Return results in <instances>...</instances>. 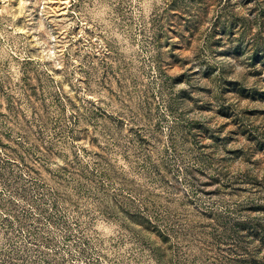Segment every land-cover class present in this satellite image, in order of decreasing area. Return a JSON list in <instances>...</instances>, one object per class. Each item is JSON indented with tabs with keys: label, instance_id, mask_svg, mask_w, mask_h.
I'll use <instances>...</instances> for the list:
<instances>
[{
	"label": "rangeland",
	"instance_id": "obj_1",
	"mask_svg": "<svg viewBox=\"0 0 264 264\" xmlns=\"http://www.w3.org/2000/svg\"><path fill=\"white\" fill-rule=\"evenodd\" d=\"M0 264H264V0H0Z\"/></svg>",
	"mask_w": 264,
	"mask_h": 264
}]
</instances>
